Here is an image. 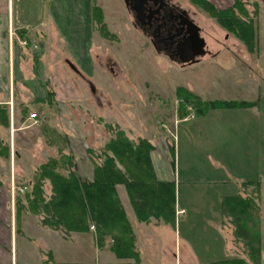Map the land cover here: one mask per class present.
Listing matches in <instances>:
<instances>
[{"label": "crops", "instance_id": "1", "mask_svg": "<svg viewBox=\"0 0 264 264\" xmlns=\"http://www.w3.org/2000/svg\"><path fill=\"white\" fill-rule=\"evenodd\" d=\"M92 16L93 0H0V104H7L9 116L11 101L19 98L15 87L25 86L35 78L28 75L22 42L32 37L35 45L41 46L37 60L40 70L33 80L40 84L41 69L44 74L61 72L59 58L50 56V52L63 50L61 43L67 44L66 51H90ZM47 55L49 60H42ZM247 79L257 88L252 95L240 97H208L200 86L182 85L204 100L246 104L211 108L190 118L178 117L168 126L173 130V140L164 137L162 142L153 141L154 124L149 122L146 129L138 123L139 130H143L141 136L154 145L151 161L157 178L175 182L176 212L174 224L155 217L139 220L125 186H118L119 198L135 234L137 260L119 257L111 248L110 235L100 244L94 230L65 232L43 223V216L28 206L17 207L13 202L15 196L5 189L0 192V264H221L220 261L228 259V236L223 228L229 227L223 218V199L250 196L252 192L260 208L261 261L264 260V93L257 80ZM52 83L55 93L61 94L57 85L62 82ZM48 96L47 91L38 100L44 102ZM147 106L153 108L154 104H140L137 110ZM38 114L37 123L29 114L23 113V117L29 126L36 127L46 118L45 114ZM0 133L10 134L9 145L15 151L19 144L15 130L13 133L0 123ZM1 140L4 141L2 137ZM87 163L76 162V168L80 176L91 179L95 167ZM189 192H199L205 206L197 205ZM194 212L207 213L203 225L212 230V239H204L205 253L195 245L197 238L202 237L190 235L199 227V222L191 220ZM227 223L233 230V225ZM212 244H218L219 251L212 249ZM244 259L250 264L249 258Z\"/></svg>", "mask_w": 264, "mask_h": 264}, {"label": "rangeland", "instance_id": "2", "mask_svg": "<svg viewBox=\"0 0 264 264\" xmlns=\"http://www.w3.org/2000/svg\"><path fill=\"white\" fill-rule=\"evenodd\" d=\"M173 1L188 9L201 27L209 52L198 62L181 65L158 52L142 30L134 25L133 14L124 0H93L90 51H66L64 45L67 44L61 43L62 51L50 52L52 59L59 58L61 72L58 75L44 74L41 69L40 84L33 80H36V73L40 70L37 68V60L41 46L39 48V45H35L36 41L32 37L22 42V57L28 62V75H35V78L28 80L25 86L15 87L19 98L11 101L10 116L7 104H0V123L8 126L13 133L15 130L19 143L14 151L9 145L10 134L0 133V192L5 189L12 192L17 207L28 206L30 209L32 206L35 176L41 164L51 158L56 159L58 166L54 170L63 175H68L72 169L79 174L76 162H88L91 167H95L105 158V144L115 136L118 128L124 130L130 139L138 140L146 138L141 136L143 130H139L138 123L147 129L150 122L156 130L153 141L158 139L162 142L164 137L173 140V130L168 126L181 117L177 91L184 84L193 83L202 87L208 97H240L252 95L257 88L249 78L257 80L264 93V0H205L217 10L232 8L237 16L249 21L253 30L250 45L237 33L219 23L202 6L201 0ZM65 48H69V45ZM48 57L44 56L42 60L47 61ZM50 75L62 82L57 85L62 90L61 94L55 93L52 82L56 81ZM47 91L48 99L44 102L38 100ZM142 101L144 104L152 103L154 107H140L138 111ZM188 110L191 114H185L186 118L195 116L192 108L188 107ZM31 112L45 114V121L36 127L29 126L23 113L26 116ZM224 117L226 120L227 116ZM119 185L124 184L116 185L117 192ZM194 189L199 190V187ZM40 190L45 203L54 192L49 178L42 182ZM189 194L195 197L197 205L205 206V199H201L199 192ZM251 196L256 197L253 192ZM35 203L44 205L41 201ZM38 214L45 217L44 213ZM205 215L207 213L196 212L190 215L192 221L199 222V227L191 232L188 230L190 235L202 237L203 240L197 238L195 245L204 253L205 240L212 239L211 228L207 229L203 225ZM224 220L229 226V230L223 228L228 236V259L249 258L243 242L232 237L233 230L227 219ZM92 225L89 229L96 232ZM211 246L217 251L220 249L218 244Z\"/></svg>", "mask_w": 264, "mask_h": 264}, {"label": "trees", "instance_id": "3", "mask_svg": "<svg viewBox=\"0 0 264 264\" xmlns=\"http://www.w3.org/2000/svg\"><path fill=\"white\" fill-rule=\"evenodd\" d=\"M200 3L219 23L237 33L250 45L253 30L248 20L237 16L232 8L217 10L205 0H201ZM177 93L181 117L191 114L188 107L192 108L193 115L197 116L211 108L246 104L226 100H204L185 87H179ZM115 133V136L105 144V158L95 164V174L91 179L82 178L74 169L69 171L68 175L56 172L54 169L58 166V161L53 158L41 164L39 173L35 176L32 192L34 196L31 199L34 201L30 209L45 214L43 223L65 232L85 231L92 223L100 244L106 235H110L111 248L119 257H134L137 260L135 234L120 201L116 185L120 183L125 185L139 220L149 221L155 217L173 224L176 212V186L174 181L157 178L151 161L154 145L148 139L132 140L120 128ZM47 178L51 180L54 192L51 198L43 203L45 197L40 187ZM36 201H41L44 205L39 206ZM222 206L223 218L233 225L235 239L243 242L249 260L253 264H262L258 202L251 195L226 196ZM220 263L247 264L248 261L244 258H231Z\"/></svg>", "mask_w": 264, "mask_h": 264}, {"label": "flooded vegetation", "instance_id": "4", "mask_svg": "<svg viewBox=\"0 0 264 264\" xmlns=\"http://www.w3.org/2000/svg\"><path fill=\"white\" fill-rule=\"evenodd\" d=\"M129 8L134 17V25L149 38L153 47L171 60L187 65L182 58L194 55L200 60L198 34L194 23L199 26L188 9L173 0H146L142 6L135 3ZM199 26V36H202ZM197 35V37H196ZM206 53L209 52L206 45ZM205 53V54H206Z\"/></svg>", "mask_w": 264, "mask_h": 264}, {"label": "water", "instance_id": "5", "mask_svg": "<svg viewBox=\"0 0 264 264\" xmlns=\"http://www.w3.org/2000/svg\"><path fill=\"white\" fill-rule=\"evenodd\" d=\"M145 1H146V0H124L126 6L129 7V8H130V7H131V8H134V7H135V6H134L135 3L138 5V7H140V6H142V4H143ZM194 26H195V28L197 29L198 37H197V35H196V37L198 38V42H199V44H198L199 50H198V52L195 53V54H198V55H200V56H203V55H205V53H206V48H205L206 41H205V38H204V37L199 36V26H197L195 23H194ZM182 61H183V62H190V61H191V62H196L197 59L195 58L194 55H191V56H189V57H187V58H182ZM70 65H71L74 69H76L75 66H74L71 62H70Z\"/></svg>", "mask_w": 264, "mask_h": 264}, {"label": "built area", "instance_id": "6", "mask_svg": "<svg viewBox=\"0 0 264 264\" xmlns=\"http://www.w3.org/2000/svg\"><path fill=\"white\" fill-rule=\"evenodd\" d=\"M29 117H30L31 119H33L35 123H37L38 120H39L38 112H31V113L29 114ZM92 227H94V225H92Z\"/></svg>", "mask_w": 264, "mask_h": 264}]
</instances>
